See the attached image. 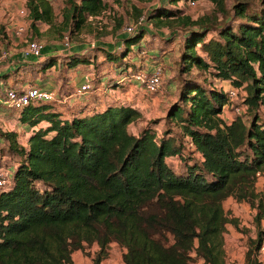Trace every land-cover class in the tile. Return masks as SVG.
I'll return each mask as SVG.
<instances>
[{
  "label": "trees",
  "instance_id": "1",
  "mask_svg": "<svg viewBox=\"0 0 264 264\" xmlns=\"http://www.w3.org/2000/svg\"><path fill=\"white\" fill-rule=\"evenodd\" d=\"M180 1L166 0L145 15L156 27L177 19L184 30L179 69L186 76L163 118L132 134L128 126L140 117L137 108L95 90L68 115L57 100L13 112L32 131L26 145L18 132H0L18 157L11 184L0 189V264H74L72 253L93 244L92 264H101L111 242L122 248L124 264H190L197 258L226 264L223 230L236 220L226 217L223 201L246 202L260 222L264 201L255 180L264 171V0H236L235 25L180 16ZM209 1L228 14L225 0ZM24 7L30 40L39 23L59 35L91 31L93 19L109 9L106 0H64L56 28L49 0H25ZM144 33V27L124 32L117 52L96 47L103 54L98 62L75 48L62 65L97 71L106 64L116 71L108 87L125 92ZM57 60L47 56L39 71ZM193 68L240 88L249 116L223 121L224 92L189 76ZM263 239L259 232L250 241L245 264H260Z\"/></svg>",
  "mask_w": 264,
  "mask_h": 264
},
{
  "label": "rangeland",
  "instance_id": "2",
  "mask_svg": "<svg viewBox=\"0 0 264 264\" xmlns=\"http://www.w3.org/2000/svg\"><path fill=\"white\" fill-rule=\"evenodd\" d=\"M9 11L4 10V0H0V40L2 41V48L6 51L11 52V56L15 53H19L20 50L24 47L25 42L22 37H18L14 35V29L18 24H24L26 26L29 25L27 13L23 16H18L19 10L25 9V7H21V0H7ZM54 11V22L55 27L59 26L60 13L61 9L64 6V0H49ZM236 0H225L226 9L228 14L224 15L216 10L215 6L209 0H197L195 5H190L188 0L180 1L177 6L183 11L180 15L190 16L192 19H197L199 17L211 18L215 21L216 25H219L223 21H230L234 25L237 21H232V5ZM252 2H257L258 0H249ZM109 9L101 16H98L96 19H93L92 30L82 29L74 32H66L62 35H59L54 30V27H50L48 29V25L39 23L38 26V34H33L32 38L38 40L40 43H45L49 45L50 51L56 53H60V56L54 55L55 58H59V62L55 67H51L45 72H40V75L35 73L36 78L39 79L37 83L31 81L32 84H44L47 83L51 86L58 88V96L56 103L58 104L59 110H62L64 114L68 115L67 108L68 103L76 102L79 97H77L74 92L72 93L70 98L65 100L63 96L59 93L60 88L61 93L64 95L68 93L72 87L70 76H66L69 74L67 69H65L62 65L63 58L66 54V50H63L62 43L65 37H67L72 43L71 47L78 46L81 49V52L92 56V58L98 62L97 60L103 57V54L97 53V48H109L113 49L115 47V43L120 41L119 38L124 34V27L126 25L134 24L137 21V18L140 15H146L147 12L154 6L165 3L166 0H106ZM5 13H4V12ZM25 12V11H24ZM164 25L156 27L150 22L145 21L144 30L145 33L140 40L141 48L147 51V55L153 57L155 62L161 64L163 70L165 71V66L163 65L164 56H170V53H174L175 59H171V63L176 65L174 78L179 80V84L181 79L186 76L179 68V59H180V44L176 40H182V35L184 34L183 27H181L180 23H177V19L170 18L165 19L163 21ZM29 29V33L30 28ZM28 33V34H29ZM212 34V33H211ZM175 42V43H174ZM177 42V43H176ZM173 43V47L172 44ZM93 44L94 47H90ZM113 46V47H112ZM119 47H115L114 51L117 52ZM135 49V48H134ZM62 54V55H61ZM155 54V55H153ZM100 55V57H99ZM96 57V58H95ZM143 59H138L137 62L135 57H133L132 62L134 63L135 68H145ZM59 63V64H58ZM40 63H38L39 66ZM36 66V69L32 67L31 70L38 72L42 67ZM103 66V65H102ZM99 68L97 71H92V69H88L85 67L84 70H80L79 73H83L89 75L93 80L91 81V86L88 91L84 92V95H90L92 91H96L98 96L101 97H118L121 96L118 90L109 91L106 80L109 79L112 75L116 73L113 69H108V67L104 66ZM81 68V67H80ZM146 69V68H145ZM82 71V72H81ZM73 72V71H71ZM129 71L128 73H130ZM165 73V72H164ZM189 76L199 79L200 82L208 85L211 84L216 88H221L225 90L221 81L217 78H213L208 72L199 70L197 68H193L191 72L188 74ZM73 76H77V73L74 72ZM164 77V75H163ZM163 77H162V85H163ZM32 77H29V80ZM124 78V77H123ZM95 80V83H94ZM102 82V83H101ZM62 85V86H60ZM161 85V87H162ZM130 88V87H129ZM128 88V89H129ZM229 88V87H228ZM128 91V90H127ZM88 92V93H87ZM131 94L134 93V89H130ZM130 92L127 94L129 96V101L131 102L132 95ZM3 91H0V97L3 95ZM143 96H146L145 93L141 92ZM157 93V92H156ZM138 92L135 94L137 95ZM154 94V93H153ZM83 96V95H82ZM150 96V95H149ZM178 96V95H177ZM72 98V101H71ZM149 98V97H146ZM144 98V100H146ZM65 100V101H64ZM81 100V99H79ZM133 104L136 105L135 100H133ZM244 103V92L239 89V95L233 100L232 104L234 106H240ZM2 104V103H1ZM0 104V132L7 131H15L18 129V124L12 117V112L16 110H12L11 108ZM146 104H148L146 102ZM138 108L139 106L136 105ZM150 106V105H149ZM233 107L230 104L224 105L223 108L229 112L231 117L237 116V113L234 111ZM62 108V109H61ZM259 113L262 117H264V105L259 108ZM140 116L141 121L148 122L153 119H157L160 116V109L153 111L151 107L145 106L144 108H140ZM248 117L249 114L247 113ZM246 117V118H247ZM140 122V121H139ZM134 125L136 123L134 122ZM133 126V125H131ZM132 129V127H130ZM11 129V130H10ZM7 130V131H5ZM17 132V131H16ZM177 136H181L179 132H177ZM1 138V136H0ZM181 139V137H180ZM20 144H26V140L24 138H19ZM18 157L14 154H11L7 150V142L5 140H0V168H5L9 171L14 170L17 165ZM168 162L172 166H177L178 163L175 158L168 159ZM176 167V168H177ZM255 190L259 193L264 201V171L260 172L259 176L255 180ZM223 209L227 218L235 219L236 225H232L231 223H227L225 229L223 230V248L225 254V263L232 264V261H238L240 263H244V254L245 251L243 246L250 245V241L253 240L259 232L264 234V215L261 218L260 222L256 224L253 220V217L256 213V210L251 208L246 202H238L235 201L232 197H228L223 201ZM98 250V246L93 244L89 247H86L83 250H77L72 253V260L74 264H92V258L95 252ZM108 256L105 260L101 262V264H124L122 262V248L116 244L115 242H111L108 247ZM263 252V251H262ZM260 253V258L262 261L264 260V255ZM257 257V256H256ZM258 257V258H259ZM257 258V259H258ZM253 258H251L252 260ZM255 260V259H254ZM262 262L260 261V264ZM191 264H205L202 258H198L193 261Z\"/></svg>",
  "mask_w": 264,
  "mask_h": 264
},
{
  "label": "crops",
  "instance_id": "3",
  "mask_svg": "<svg viewBox=\"0 0 264 264\" xmlns=\"http://www.w3.org/2000/svg\"><path fill=\"white\" fill-rule=\"evenodd\" d=\"M4 1H5L4 2V10L6 12V10L9 11V8H7L8 7V3H7L8 1L7 0H4ZM21 3H22L21 7H24L25 0H21ZM120 38H121V36H120ZM120 38H119V40H120ZM176 41L178 43H181V40H179V39H177ZM43 45H44L43 50H42V55L43 56L41 58H39V59L34 58L32 56H29L27 58L24 57L23 53H22V49L23 48L20 50L19 53L13 54V56H11V52H9V51H7V55L4 58H2L1 55H0V91L4 92L5 88L9 87V86L10 87H23V86H26V85H36V86H42V87H46V88H54V89L58 90L57 87L51 86V85H49L47 83H44L42 85H40V84H32L31 83V81H33L35 83H37L39 81V79L36 78L35 74L40 75V72H41V71L35 72V71L31 70L32 67L35 70L36 66H38V63H41L43 61V59L46 58L47 56H54V55L60 56L59 52L56 53L57 51L51 52L50 48H49V45H47L45 43H43ZM114 45H115V47L122 46V41L120 40V41L116 42ZM171 45L173 47V43ZM1 46H2V41L0 40V54L4 50ZM115 47H113V49H109V48H105V49L109 50V51L110 50L114 51ZM75 48L78 49L79 47L75 46L73 49H75ZM153 55H155V54H153ZM174 55H175L174 53H172V54L170 53V56H164V58H162L163 65L165 66V71H164L165 73H164V77H163V85H162L161 89L157 93L146 94L145 91L143 90L142 86H140L137 83H135L134 81L130 80V78H127V79L125 78V80H127V81H125L126 82V86H127L126 87L127 88L126 91L125 92H120L118 90L120 93H122V95L118 96V97H114V99H118V100H121L123 102L131 104L133 107L137 108V110L139 112H140V108H144L145 106L151 107L153 111H156V110L160 109V116L158 118L159 119L163 118L165 113H166L167 107L170 104V102L174 101L177 98L178 90H179V86H180L179 80L177 78H174V80H173L176 65L175 64L173 65L171 63V59H175ZM99 57H100V55H99ZM134 57L136 59V62H137V58L144 60L143 62H144L145 68H146V69L145 68L144 69L146 71H150L152 66H153V63L155 62V59H153V57H151L149 55H147V57H142V58L138 57L137 51H136ZM100 58L101 59H99V60L103 59L102 57H100ZM58 60H59V58H58ZM58 60H57V62H59ZM136 62H134V63H136ZM104 66L107 67L106 64H104L102 67H104ZM53 67H55V66H53ZM82 67H85V66L80 65V66H77L76 68H70V69L65 68V69H67V72L69 73L66 76H70V78H71V81H68V83H71L72 89L68 93L63 95L61 93V89L62 88H60L59 93L61 95H59V97L63 96V98H65V100H67L68 98H70V95L74 92V90L78 86H80V84H82L83 77L86 75V74L84 75L83 73H79L81 69L84 70V68H82ZM85 68L92 69V71L94 72V70H93L94 68H92V66L85 67ZM108 69H112V68L108 67ZM136 69H138V68H135L134 70H136ZM71 71H73V72H71ZM74 72L77 73V76H73ZM33 73H35V74H33ZM90 74H93V73H90ZM29 77H32V78L29 80ZM213 78H215V77H213ZM221 84L226 89L228 87H230V84L227 81H221ZM60 86H62V85H60ZM130 89H134V93L131 94ZM107 90L116 91L117 89L109 88ZM71 91H72V93H71ZM140 91L142 93L144 92L146 96H143V94H141ZM129 92L132 95V99L135 100L136 105H138L139 108L135 104H133L134 103L133 100L131 102L128 100L129 96H127V94ZM137 92H138V94L135 95ZM68 94H70V95H68ZM88 96L89 95L86 94V95L81 96V98L79 97V99L83 100L85 98H88ZM146 97H149V98H146ZM144 98H146V100H144ZM79 99L75 100L76 102L68 103V108L71 107V106H74L75 104H77L80 101ZM71 101H72V98H71ZM146 102L148 104H146ZM0 104H1V102H0ZM1 113H3V112H0V114ZM14 116L15 115L12 112V117L14 118L16 123L18 124V129L15 130V131L18 132L19 138H24L25 140H27V137L30 135V133L32 131V127L28 126V125H21L20 123L17 122V120L15 119ZM220 117L222 118L223 121H226V122H228V121L233 119V117H231L229 112L227 110H225L224 108L222 109ZM162 122L163 121L161 120V123ZM135 123H136V125H134V123H132L131 125H133V126H131V125L128 126V130L132 134H137L144 127V125L146 124V122L141 121V116L135 121ZM130 127H132V129ZM5 131H7V130H5ZM0 140L3 141L5 139L4 138H0ZM23 145H26V144H23ZM262 254L264 255V249H263ZM197 259H195V260H197ZM261 264H264V260H263V262Z\"/></svg>",
  "mask_w": 264,
  "mask_h": 264
},
{
  "label": "built area",
  "instance_id": "4",
  "mask_svg": "<svg viewBox=\"0 0 264 264\" xmlns=\"http://www.w3.org/2000/svg\"><path fill=\"white\" fill-rule=\"evenodd\" d=\"M190 5H195L196 1L188 0ZM25 11V12H24ZM27 12L25 9H20L18 12V16H23ZM146 16L142 15L140 16L137 21L134 24L126 25L124 27V32L131 35L134 34L139 29L143 28L145 25ZM14 35L18 37H22L25 42V46L22 49V53L24 57L32 56L34 58H41L42 50H43V43H40L36 39L29 38L28 35V26L24 24H18L14 29ZM91 45V44H90ZM72 43L70 40L65 37L62 43L63 50H66L64 54H70L73 50ZM90 47H94L92 44ZM1 57L4 58L7 55V51L3 50L1 52ZM138 57H147V51L144 50V48H141L137 50ZM164 75V70L161 66V64H158L157 62L153 63V66L150 71H146L144 68H138L134 71L130 72V80L134 81L138 85L143 87V90L146 94H152L156 93L161 89L162 85V77ZM91 77L89 75H85L83 77V82L74 90V94L79 97L84 94V92L88 91L91 86ZM221 89V88H219ZM239 89L234 86H230L229 88L222 90L224 92V95L226 97V104H230L231 107H233V100L239 95ZM58 96V90L54 88H46L42 86H36V85H26L23 87H6L4 90L3 95L0 98V102L13 109V110H20L26 105L33 104V103H39V102H52L54 100H57ZM234 111L237 113L238 116H241L242 118H246L247 109L248 106L246 104H241L240 106H234ZM260 172L256 173V176L258 177ZM13 175V170L9 171L5 168H0V189L6 188L11 184ZM243 249L246 253L248 246L244 245ZM264 249V239L262 242V245L259 249V253L257 255V258L260 256V253ZM259 261L263 262L262 259L259 257ZM232 264H245L240 263L238 261H232Z\"/></svg>",
  "mask_w": 264,
  "mask_h": 264
}]
</instances>
